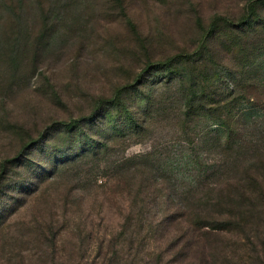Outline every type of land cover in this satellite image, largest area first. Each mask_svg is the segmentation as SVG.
Segmentation results:
<instances>
[{
  "label": "rangeland",
  "instance_id": "374dc122",
  "mask_svg": "<svg viewBox=\"0 0 264 264\" xmlns=\"http://www.w3.org/2000/svg\"><path fill=\"white\" fill-rule=\"evenodd\" d=\"M249 1L0 0V171L4 166L2 178L8 185L0 195V264L84 263L95 254L92 248L98 237L118 231L124 216L141 208L140 201L149 193L157 201L147 208L151 221L158 220L164 199L165 204L179 201L181 188L177 195L170 189L160 195L153 186L136 192L146 172L142 168L159 167V158L170 160L171 173L179 179L194 174L184 158L189 144L178 124L176 69L184 74L189 68L200 70L204 63L199 53L216 50L213 39H208L212 20L219 19L224 28L228 18L240 19ZM13 24L21 31L14 32ZM260 52H252L245 62V70L261 71L260 89L237 111L240 132L254 133L259 146L264 144V53ZM160 61L170 63L167 72L154 65ZM223 63L235 66L227 58ZM219 69L225 79L230 77V69ZM122 85H130L136 95L129 97L136 117L147 115V95H154L145 134L116 139L106 154L97 156L62 153L61 148L58 156L69 158L50 161L41 153H28L32 141L43 135L49 147L58 145L60 123L90 116L98 99L112 97ZM114 109L109 104L100 115ZM21 155L29 158L27 164L21 159L16 165L7 161ZM145 155L149 161L143 167V157H138ZM133 156L137 169L125 162ZM28 161L43 173L24 177V168L31 166ZM128 169L135 175L125 174ZM167 209L178 207L171 204ZM166 231L162 240L158 235L145 242L159 249L170 246L163 257L175 255L173 264H264V222L254 225L247 238L243 232L214 231L198 237L180 233L171 245L177 232L173 227ZM81 243L85 251L78 249Z\"/></svg>",
  "mask_w": 264,
  "mask_h": 264
},
{
  "label": "trees",
  "instance_id": "16d2710c",
  "mask_svg": "<svg viewBox=\"0 0 264 264\" xmlns=\"http://www.w3.org/2000/svg\"><path fill=\"white\" fill-rule=\"evenodd\" d=\"M248 3V8L243 9L240 19L228 18L227 23L230 26L221 28L219 19L212 20L208 33L211 36L208 39H213L216 50L208 52L209 55L204 54L206 51L199 53L204 63L200 70L189 68V74H184L176 69L180 76L177 83L180 96L178 124L186 137L185 142L189 144L184 158L192 165L194 174L179 179L171 173V162L168 158L165 160L159 158V167L148 168L144 167V164L154 152L137 156L138 159L143 157L140 165L146 172L142 173L143 177H140L142 180L139 181L136 192L153 186L154 190H159L160 195L169 189L177 195L176 191L181 188L179 201L165 204L164 199L165 208L159 212L158 220L151 221V212L147 208L157 201L156 195L149 193L140 201L141 208L124 216L118 231L110 233L108 238L105 235L102 238L98 237L92 248L95 252L92 258L84 263L63 260L61 261L63 264H173L175 255L163 257L167 250L170 251V246L162 249H159V246L153 248L147 245L145 240L158 235L159 240H162L168 234L166 230L172 227L177 235L171 238L168 245H171L180 233L185 235L191 233V237H198L202 233L214 231L243 232L247 238L251 235L250 229L254 225L264 222V144L261 146L256 144L254 133L248 136L241 133L242 123L237 117L241 104L254 100L258 94L257 89H260L257 82L261 71L252 73L245 70L247 64L245 62L256 50L261 49L260 53H264V0H250ZM13 29L16 33L21 31L18 24H13ZM203 46L205 45L202 44L201 48ZM3 56L5 57L4 52ZM224 58L234 61L235 66L223 63ZM169 62L160 61L154 65L163 66L167 72L170 69ZM219 66L230 69L228 79H231V84L224 78L225 75ZM129 86H119L112 97L98 99L90 116L60 123L62 130L60 129L61 132L57 136L61 138L58 145L53 144L49 147L44 143L46 137L43 135L32 141L28 153L34 156L41 153L44 159L50 161L69 158L64 157L65 155L58 156L61 154L59 152L61 148L62 153L66 150L97 156L96 154L102 151L106 154L111 148L110 144L116 143V139L145 134L155 107L152 102L154 95H147L149 103L147 115L136 117L129 105V97L135 95ZM140 87L145 88L144 85ZM262 94L264 95V90ZM262 103L264 105V98ZM105 104V107L111 104L115 109L107 111V115L102 116L100 112L105 108ZM117 124L120 127H117ZM261 139L264 140L263 137ZM200 142L202 146L197 148ZM198 150L205 151L206 155L203 157ZM135 158V156L125 158V162L137 169L138 166L134 167L138 165L134 161ZM20 159L25 163L29 158L24 159L21 155L7 161L16 165L15 162ZM28 163L31 166L30 169L24 168L25 171L22 173L24 177L43 173L40 166L36 168L30 161ZM20 165L22 166L21 163ZM4 168L3 166V170L0 171V195L8 186L4 183L7 178H2ZM172 169L174 170V167ZM129 170L124 173L134 176V169L130 173ZM124 173V176H128ZM155 183L158 185L155 186ZM171 204L177 205L178 209H167ZM89 236L90 234L88 238ZM188 236L190 237V234ZM83 248L82 243L78 245L80 250L87 249Z\"/></svg>",
  "mask_w": 264,
  "mask_h": 264
}]
</instances>
